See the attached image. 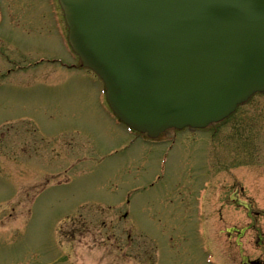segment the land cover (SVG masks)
<instances>
[{
    "label": "rangeland",
    "instance_id": "obj_1",
    "mask_svg": "<svg viewBox=\"0 0 264 264\" xmlns=\"http://www.w3.org/2000/svg\"><path fill=\"white\" fill-rule=\"evenodd\" d=\"M0 14V264H47L54 252L67 264H240L264 255V97L218 124L215 146L202 131L153 147L117 125L101 82L78 66L56 0H0ZM38 54L77 69L43 64L1 76L7 57ZM33 141L52 166L34 168L43 157L34 149L25 160ZM60 142L70 150L49 156Z\"/></svg>",
    "mask_w": 264,
    "mask_h": 264
},
{
    "label": "water",
    "instance_id": "obj_2",
    "mask_svg": "<svg viewBox=\"0 0 264 264\" xmlns=\"http://www.w3.org/2000/svg\"><path fill=\"white\" fill-rule=\"evenodd\" d=\"M114 112L157 137L205 127L264 91V0H60Z\"/></svg>",
    "mask_w": 264,
    "mask_h": 264
},
{
    "label": "flooded vegetation",
    "instance_id": "obj_3",
    "mask_svg": "<svg viewBox=\"0 0 264 264\" xmlns=\"http://www.w3.org/2000/svg\"><path fill=\"white\" fill-rule=\"evenodd\" d=\"M58 145V147L62 150V149H67V146L65 145V144H62V142H60L59 144H57ZM35 151L36 152H38L39 150H40V146H35ZM258 149V148H257ZM83 207H88V208H95L96 210L98 209L99 210V208H100V206L99 205H88V204H85ZM102 215V214H101ZM101 219H103V218H101ZM103 223V225H104V222H102ZM103 228H104V226H103ZM67 235V234H66ZM65 235V236H66ZM69 235H67V237H68ZM98 236H100L101 238H102V233H101V231L98 233ZM114 238H115V241H116V235L115 234H113L112 235ZM128 239H129V246H130V249H132L133 250V248L131 247L132 245H133V241H132V238H131V236H129L128 237ZM260 239V238H259ZM264 256L263 255H259V256H257V257H255L254 259H250L248 256H244L242 259H241V263L240 264H255V263H258V264H264ZM252 261H257V262H253L252 263Z\"/></svg>",
    "mask_w": 264,
    "mask_h": 264
}]
</instances>
